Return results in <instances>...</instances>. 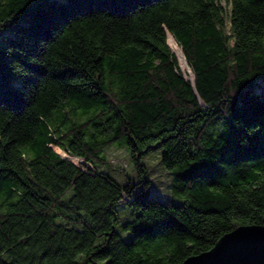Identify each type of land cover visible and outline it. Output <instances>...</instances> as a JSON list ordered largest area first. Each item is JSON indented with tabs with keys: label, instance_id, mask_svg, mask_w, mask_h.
Returning a JSON list of instances; mask_svg holds the SVG:
<instances>
[{
	"label": "trees",
	"instance_id": "obj_1",
	"mask_svg": "<svg viewBox=\"0 0 264 264\" xmlns=\"http://www.w3.org/2000/svg\"><path fill=\"white\" fill-rule=\"evenodd\" d=\"M114 147L137 182L101 170ZM254 225L264 0H0V264H182Z\"/></svg>",
	"mask_w": 264,
	"mask_h": 264
},
{
	"label": "rangeland",
	"instance_id": "obj_2",
	"mask_svg": "<svg viewBox=\"0 0 264 264\" xmlns=\"http://www.w3.org/2000/svg\"><path fill=\"white\" fill-rule=\"evenodd\" d=\"M168 46L171 52L176 55L178 59L179 68L183 73L185 79L193 81L192 71L189 68L187 62L183 59L181 47L178 45V48L181 51L180 53L173 51L169 44ZM55 151L62 155L56 148ZM105 157L107 160L105 163L106 165L101 166V170L108 174V176L113 178L119 185L123 186L129 181L137 182L140 179V176L137 172V167L130 158V155L128 154L126 149L115 147L111 148L106 151ZM71 162H73L76 166H79L82 163V160L76 159L75 161ZM139 162L145 165V171L147 172L145 178L148 179L151 183L149 187L150 195L156 197V194L163 200L169 199L171 196L170 176L160 164V154L158 152L149 153L145 158H143ZM172 203L178 204L177 202Z\"/></svg>",
	"mask_w": 264,
	"mask_h": 264
},
{
	"label": "water",
	"instance_id": "obj_3",
	"mask_svg": "<svg viewBox=\"0 0 264 264\" xmlns=\"http://www.w3.org/2000/svg\"><path fill=\"white\" fill-rule=\"evenodd\" d=\"M182 264H264V227H238L223 235L209 251Z\"/></svg>",
	"mask_w": 264,
	"mask_h": 264
},
{
	"label": "bare ground",
	"instance_id": "obj_4",
	"mask_svg": "<svg viewBox=\"0 0 264 264\" xmlns=\"http://www.w3.org/2000/svg\"><path fill=\"white\" fill-rule=\"evenodd\" d=\"M167 43L171 46V49L173 51H176V52H180V49L178 48V45H177V42L175 41L174 37L168 33L167 34ZM57 149V148H56ZM63 156L67 157L62 151H60L59 149H57ZM71 161H75L76 159H71L69 158Z\"/></svg>",
	"mask_w": 264,
	"mask_h": 264
}]
</instances>
